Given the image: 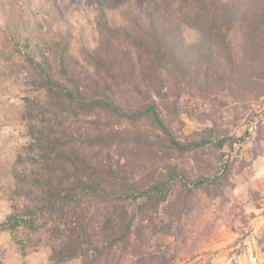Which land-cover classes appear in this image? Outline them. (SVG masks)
<instances>
[{
  "label": "trees",
  "instance_id": "trees-1",
  "mask_svg": "<svg viewBox=\"0 0 264 264\" xmlns=\"http://www.w3.org/2000/svg\"><path fill=\"white\" fill-rule=\"evenodd\" d=\"M138 1L121 0L115 15L100 6L99 43L81 57L62 39L37 37L31 23L1 33L4 45L8 30L20 36L30 67L22 112L30 142L0 224L22 254L43 243L51 264H172L153 237H177L196 187L216 196L229 187L233 159L219 166L202 153L232 148L236 137L210 129L182 137L181 116L207 111L169 93L168 80H194L209 100L219 72L230 97L263 96L264 0H171L166 9Z\"/></svg>",
  "mask_w": 264,
  "mask_h": 264
},
{
  "label": "rangeland",
  "instance_id": "rangeland-1",
  "mask_svg": "<svg viewBox=\"0 0 264 264\" xmlns=\"http://www.w3.org/2000/svg\"><path fill=\"white\" fill-rule=\"evenodd\" d=\"M146 1L160 9H166L171 3V0ZM120 2L0 0V37L8 27L14 31L15 26L22 28L31 23L37 37L62 39L75 56L81 57L82 50H92L99 43L96 27L99 7H108L115 15ZM8 35L11 38L6 45L0 38V224L11 211L16 159L30 142L22 117L24 98L32 93L27 85L30 67L24 59L28 48L20 36L13 38L9 30ZM186 35L188 42L198 41L194 29L187 30ZM19 46L23 52L18 51ZM217 52L223 55L222 50ZM168 82L172 86L169 93L179 94L183 104L187 103L190 108L201 102L203 107L195 112L207 111L201 119L181 116L182 137L197 139L204 129H210L214 137L224 133L236 137L232 148L220 149L209 144L202 153V160L219 166L232 158L234 171L222 195H209L205 189L196 187L189 200V214L174 228L179 233L177 237L158 234L151 245L167 251L168 257L172 254L169 258L172 264H264V95L257 99H252L249 93L230 97L219 72L213 73L208 81L209 97H205L209 100L202 97L203 92L194 80L181 78L177 82L170 78ZM129 98L132 102L136 100L127 94ZM204 118L211 120L206 122ZM244 135L245 141L238 140ZM201 166H204L202 161ZM31 248L22 254L12 234L0 229V264H51L47 246L41 243Z\"/></svg>",
  "mask_w": 264,
  "mask_h": 264
}]
</instances>
